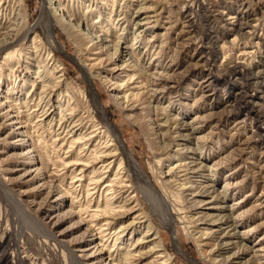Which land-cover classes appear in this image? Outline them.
I'll list each match as a JSON object with an SVG mask.
<instances>
[{
	"label": "rangeland",
	"instance_id": "1",
	"mask_svg": "<svg viewBox=\"0 0 264 264\" xmlns=\"http://www.w3.org/2000/svg\"><path fill=\"white\" fill-rule=\"evenodd\" d=\"M46 1L0 0L5 27L0 32V264H112L145 240L147 231L159 238L163 264H264V0H140L145 10L140 18L147 19L137 27L136 40L122 24L109 29L111 48L102 50L91 39L102 34L100 28L87 36L82 22L89 30L97 13L106 20L111 0H61L80 27L69 32L54 23L49 39L40 25ZM127 8L126 0H115L113 16L126 13L133 21L136 5ZM3 34L9 35L8 48L2 46ZM118 36L125 38L124 46L138 42L137 54L143 56L138 64L118 56L113 45ZM14 51L12 61L2 59ZM126 70L145 83L127 100L123 93L135 94L129 90L133 86L116 89L128 78L121 73ZM37 71L49 84L48 95L42 84L35 87L38 95H28ZM89 87L125 151L155 187L137 179L134 188L142 189L135 191L137 202L129 201L131 191L118 196L115 205L124 208L108 215L109 231L141 226L124 234L112 256L113 240L101 246L98 239L104 221L94 226L82 209L88 202L91 209L96 206L99 191L92 195L84 187L87 180L80 184L78 171L86 168H65L61 161L95 150V167L111 163L99 179L107 181L116 171L122 180L133 175L125 159L117 162L122 157L92 106ZM39 96L42 106L33 107ZM25 102L31 104L25 108ZM72 139L79 143L70 148ZM38 154L44 161L47 154L59 173L49 176ZM180 164L186 171L179 176H187L172 182L167 171ZM157 179L171 181L172 191L162 189L174 213L170 227L155 197ZM208 186V196L198 198L217 197L209 205L220 207L214 211L197 209L193 202ZM224 215L230 221L214 224ZM152 247L142 245V258L130 264H153L160 254L150 253Z\"/></svg>",
	"mask_w": 264,
	"mask_h": 264
},
{
	"label": "bare ground",
	"instance_id": "2",
	"mask_svg": "<svg viewBox=\"0 0 264 264\" xmlns=\"http://www.w3.org/2000/svg\"><path fill=\"white\" fill-rule=\"evenodd\" d=\"M20 1H22V0H20ZM126 2H127V7H128L127 9L129 11L130 10L131 11L134 10V9H132V7L134 5H136L137 9L134 11V18H133L134 20L133 21L126 20V13H124V14H116L115 15L116 19H115V16H113L115 0H111V10H110L111 13L107 17L106 20L101 22L99 13H97L98 14L97 17H96L97 19H96V21H94L92 23L93 24L92 28L89 29V30H86L87 29L86 25H85L86 23L82 22V24H83L82 28L85 26V31L89 32V34H86L87 36H90V35L92 36V33H94L93 31L95 30L94 28H100L99 31H101L102 34H100L98 36H92V38H91V39L97 40V43L99 45L98 49H101V47H104L106 49L111 48L110 44H112V42H111L110 39H108V37H109V29L114 31V30H117L119 26L124 24L123 27H125V30H127V33L129 31L131 36H132V39L136 40V38H134L133 36H134V34H135L136 30H137V27L139 25H145L144 22L141 23V20H145L147 18L146 17L142 18V19L140 18L142 16V13H144V11H145L144 8L139 6L140 5V0H126ZM47 6H49V8L53 6V8H51L52 10L50 11V9ZM69 11L67 10V7L65 5L63 6V4L61 3V0H47L45 2V8L43 10V16H42V20H41L40 25L45 31L46 38L49 39L51 37L50 36V34H51L50 27L52 25H54V23H56V24L58 23V24L62 25V28L65 31L69 30V32L72 29H76V28L80 27V26H76V25L73 24L74 20H73L72 17L76 18L77 16H76V14L71 13ZM69 24L73 26L71 29H70V27H68ZM146 24H148V23L146 22ZM0 25H1V23H0ZM95 25H98L99 27L98 26L95 27ZM106 26H108V27L106 28ZM4 29H5V27L0 26V32L2 30H4ZM10 31H13V29L10 30ZM141 33H142V31H140L139 34L137 33L138 34L137 36L139 37L141 35ZM3 35H5L4 37L7 38V40L2 42V46L8 48V46L11 44V43H8V40H10L9 35L8 34H3ZM119 35H122V34H119ZM124 39H125L124 37L118 36V37H115L114 40H113V41H115V44H113V45H115L117 47L118 56L121 57V58H127V61L131 60L130 63L133 62L134 64H138L140 59L143 57L142 56L141 58H139L140 55L138 56V54H137V50L139 49V46H137L138 42L137 43L133 42V44L131 46H124V43H122V41H121V40H124ZM138 40L139 39H137V41ZM33 41L34 40L32 39V42H31L32 45L35 44V43H33ZM32 47L33 46H31V48ZM104 48H102V49H104ZM16 53L18 54V52H16ZM14 54H15V51L6 53L5 56L2 59L4 61H8L7 63H9L10 61H12V58H13ZM99 54H100V52L98 53V55ZM20 55H19V58H20ZM154 59H158V58L155 57ZM120 70H125V68H122ZM58 71H61V70H58ZM127 72H129V73H127ZM130 72L133 73V74L129 75ZM121 73H124V76H123L124 78H126V77H128V78L124 80L123 84H120V85L116 86V87H118L116 89H122L123 87L132 85L133 87L130 88L129 90L136 91L135 94L132 93V92H130L129 94L123 93V95H124V96H122L123 99L127 100V98H128L127 96L128 95H129V97L132 96V95L136 96V95H138V92L142 88H145V86H144L145 83L142 80L141 81H136L139 78H138V76L137 77L135 76L137 74V72H134V70H126V72L124 71V72H121ZM35 74H36V78L34 80L35 82H32V84H31V92L32 93L28 94V95H38V94L34 93L35 92V87H37V84H42L41 85L42 93L44 92V95H48L49 94L48 92L51 90L48 87L49 84H47V85L44 84L45 81L43 80V77H42L43 75L42 76L38 75V71ZM89 95H90V100H91L92 106L95 109V112L97 113V115L100 116V118L102 119V121L105 124V127L108 128L109 131L112 133V136H113L115 144H116V146H115L116 148L115 149L119 150V152H120L119 154L121 155L122 158H120V156H119V158L117 159V162L120 161L119 164H121L122 159H125L126 165H127V169L129 168V171H131V173L133 175L131 176V178L129 176L128 180H122V177H120V175L116 171L115 173H113L112 177L109 180H107V181L105 179H108V178H106L105 176H103L102 178L99 179L98 176H97L98 173H100V172L101 173H106V172H102V171L106 167L110 168L111 167L110 166L111 163H109L106 167H103V166L98 167V168L95 167L94 165L98 164V163H96V164L94 163L95 161L98 160V158L96 156V154L98 152H96L95 150H88L87 149V152L84 155L82 154V152H79L78 154L74 155L72 162H69V161L66 162V160H61V161H62V165L65 168H69L71 166H76V167H80V168L81 167L82 168H86V170L87 169H91L90 170L91 173L89 174V176L86 175V170L83 171L82 169H79L78 175H80V177L78 176L79 177L78 179L80 181V184L82 183L83 185H84V181L87 180V184L84 185V187L86 188V192L87 193L91 190L92 193H93L92 195H94L97 191H99V197H98L99 200H96V202H95L96 206H94L93 209H91L92 208L91 202L85 203L83 206L80 204L79 206L83 207L82 208L83 211L87 214V217L89 218L90 222L92 224H94V226L99 224L101 221H104L98 227V234H99L98 239H99V242H100L101 246H103V244H105V243H108V240H110V241L113 240V248L111 249V252H109V256H112V253H115V249H118V247H119V246H117L118 241L121 240V239L124 240V238H123L124 234L126 232L132 234L135 231L134 229H136L138 227V225L141 226L140 222L139 223H131V224H129L126 227H120L117 230V232L109 231V230L112 229V226H111L112 224L108 220L110 218H107L108 215H115L117 212H122L123 208H124L122 206L115 205L117 203L118 196L122 197L123 194L129 193L131 191L128 194L129 197L131 196L129 198V201L132 200V202H137V194H135V191L139 190L142 193V189H140V187L139 188H136V187L134 188V186H135L134 180H137V179L142 181L144 186H146L145 179H147V182L149 180V186H151V187H153V186H152V182L150 181L148 175H146L141 169L140 170L138 169L139 167L137 165H135L137 163L134 160V158L132 157V155L125 151V148L123 147L122 142L119 139V137L117 136V133L115 132V130L112 127V125L107 123L108 121H106V118H105L104 114L99 109L98 100L94 96V94L92 92V89L90 87H89ZM42 99L43 98H41V96H39L38 103L34 104L33 107H38L39 108V106H42V104H43L42 103ZM25 103H27V102H25ZM25 103H23L25 108H27L31 104L30 102L27 103V104H25ZM44 107L45 106H43V108L41 107L42 109L40 108V110L44 111L42 113L43 115H47V111L48 110H46ZM158 126L159 127H164V125H161V124L158 125ZM91 138H92V136L89 137L88 141H90ZM78 143L79 142H77L76 140L72 139L71 142L69 143L70 144L69 147L72 148L75 144H78ZM81 149H83V148H81ZM81 149H79V150H81ZM115 149H114V151H115ZM166 149L169 150L170 147L168 146ZM37 150L35 149V151H37ZM33 151H34V149H33ZM98 155H100V154H98ZM45 157H46V159L44 161L42 159V156L40 154H38L36 160L38 161V163H40L44 167V169H47V173H49V176H52V175H55L56 173H59V171L55 168L56 167L55 166L56 163H53L54 161L52 162L50 157L47 154H45ZM170 158H173V157L171 155H168L167 156V159H168L167 162H170ZM200 159L204 160L203 158H200ZM48 161L49 162L51 161V164L53 166L50 170L48 169L49 168L48 167L49 166L48 165ZM198 164L200 165L199 170L204 171V168H206V167L204 165H202L201 161L198 162ZM181 165L182 164H180L178 167L174 168V166H173L172 168L168 169L166 176L171 178L172 182H174V178L180 179V177H186L187 176V173H185L184 175L179 176L180 174H182V173H184L186 171V170L181 169V167H180ZM184 165L186 166V164H184ZM209 169L210 168H207V170H209ZM72 173H75V170ZM191 173H194V172H191ZM105 181H106V183L104 184V186L102 188H100L102 190V191H100L99 187H100L101 183H104ZM164 181H159V180L157 181L158 186H159L158 188L160 189V191H159V189L156 190L155 197L160 202V204L164 207L165 212H167L166 214L168 215V219H169V218H171L170 216H172L173 212L170 211V210L168 211V209H167V196H166L165 193L162 192V189L165 190V191H172L171 187L168 185L169 182H171V181H167V182L166 181L164 182ZM124 182H127V184L124 183ZM129 184H131V185H129ZM89 187H91V189ZM153 188H155V187H153ZM209 189L210 188L208 186V187L205 188V190L199 191L198 193L194 194L193 202L195 204L197 203L196 205H199V207H197V209H201V210L210 209L211 211H214V210L220 208L219 206L209 207V205L212 204L213 201L217 200V197L213 198L211 201H207V202L206 201H202V199L200 200L198 198L199 196H203L204 197V195H206V197H207L209 192H210ZM102 194H104L103 195L104 203H103V207L100 208L99 204H100V198H101ZM234 205H238V204H234ZM212 216L213 215H208L207 217H212ZM230 217L231 216L224 215V217L222 218L223 220L220 219L221 222H215L214 224H217V223L218 224H221V223L225 224L228 221H230L229 220ZM171 225H172V220L169 219V221L167 223V227H170ZM207 225H209V224L207 223ZM220 227L221 226L219 225V227H218L219 230H220ZM235 227H234V229H235ZM152 233L153 232H150V231L145 232L143 234V236H142V237H145V240H137L136 243H134V245L132 246V249L127 250V252L123 256H117L115 259H111V262H113L112 264H130L131 260L137 261V260L141 259L142 258V253L139 250L141 249L142 245L147 244V243L153 245V247L151 248L152 250H150V253H151V251H153V254H158V253L160 254V255H156L155 260L153 261V264L157 263V261H160V260H161V263H159V264H163L164 260L161 259L163 256L161 255V252H160L161 250H159V247H161V245H160V242L157 241L159 238H158L157 235L151 237ZM216 233H217V231H215V234ZM107 245H105V247H107ZM150 264H152V262Z\"/></svg>",
	"mask_w": 264,
	"mask_h": 264
}]
</instances>
